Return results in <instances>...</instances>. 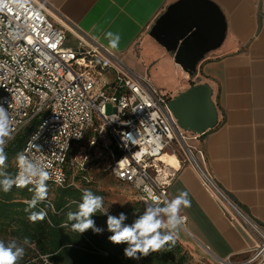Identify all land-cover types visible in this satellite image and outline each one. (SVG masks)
I'll return each mask as SVG.
<instances>
[{
  "label": "built area",
  "instance_id": "1",
  "mask_svg": "<svg viewBox=\"0 0 264 264\" xmlns=\"http://www.w3.org/2000/svg\"><path fill=\"white\" fill-rule=\"evenodd\" d=\"M66 28L38 0H0V106L11 114L15 138L28 130L20 153L44 162L50 174L46 184L81 190L77 177L88 169L91 151L101 147L107 154V173L129 186L144 205L157 196L164 206L169 186L159 181V161L168 150L178 155V144L183 148L180 163L195 171L250 240L245 261L219 264H264V228L209 176L201 152L189 145L200 137L178 129L167 107L169 94L72 29L76 48L67 47ZM108 105L111 115L105 112ZM17 171L15 160L14 176ZM180 227L185 229L186 220Z\"/></svg>",
  "mask_w": 264,
  "mask_h": 264
},
{
  "label": "crops",
  "instance_id": "2",
  "mask_svg": "<svg viewBox=\"0 0 264 264\" xmlns=\"http://www.w3.org/2000/svg\"><path fill=\"white\" fill-rule=\"evenodd\" d=\"M38 1L56 24L67 26L72 40L69 29L108 50L119 65L158 90L176 97L191 85L211 88L218 125L189 143L201 152L200 161L215 184L264 228V0H211L225 15L227 34L220 48L199 63L194 81L149 37L155 21L179 0ZM108 31L121 36L117 49L109 47ZM139 68L148 74L153 68L155 83ZM180 158L168 150L159 161L168 200L187 191L191 201L180 213L186 217L180 244L193 257L205 256L206 264L245 261L250 240Z\"/></svg>",
  "mask_w": 264,
  "mask_h": 264
},
{
  "label": "trees",
  "instance_id": "3",
  "mask_svg": "<svg viewBox=\"0 0 264 264\" xmlns=\"http://www.w3.org/2000/svg\"><path fill=\"white\" fill-rule=\"evenodd\" d=\"M27 134L26 129L6 146V171L13 176L14 163ZM85 189H89L88 185L83 190L70 185L56 187L52 199L47 196L45 200L31 205L29 202L33 198V191L13 187L5 193L0 188V239L6 243L17 239L25 248V255L18 264H189V255L176 240L146 257L126 258L124 249L127 244L110 242L108 237L113 233L107 229V217L100 213L91 218L96 227L103 229L102 233H94L91 229L82 234L73 231L71 224L74 221L67 220V213L78 210ZM91 191L99 195L94 190ZM145 206L142 202L132 203L121 208L115 216L124 212V223L130 225L143 214ZM62 224H67L68 227H61ZM24 237L29 238L28 245H23Z\"/></svg>",
  "mask_w": 264,
  "mask_h": 264
},
{
  "label": "clouds",
  "instance_id": "4",
  "mask_svg": "<svg viewBox=\"0 0 264 264\" xmlns=\"http://www.w3.org/2000/svg\"><path fill=\"white\" fill-rule=\"evenodd\" d=\"M108 45L112 49H117L121 41L118 33L108 31L105 33ZM79 137V136H78ZM15 139L13 119L8 110L0 106V188L7 193L15 186L25 188L29 185L34 187L29 189L34 192L33 198L29 202L35 205L47 197V184L49 172L43 161L29 158L23 153H18L17 173L10 174L7 169L8 155L6 146ZM147 191V189H145ZM187 191H180L171 200H164V206L160 205V198L152 197V203L146 204L143 214L132 224H125L126 214L120 212L118 216L109 214L103 207L104 198L94 194L91 190L83 191L78 210L67 213V220L74 221L71 229L79 234L91 229L94 233H102L103 229L96 227L95 221L91 218L96 213L107 216V229L113 233L108 237L113 244H127L124 255L130 259H140L151 253L161 251L169 242H175L176 230L185 222L186 217L182 216V208L191 206ZM61 227H68L62 224ZM28 237L23 238V245H28ZM139 254V255H137ZM25 255V248L18 243L17 239H12L7 243L0 239V264H18V261Z\"/></svg>",
  "mask_w": 264,
  "mask_h": 264
},
{
  "label": "water",
  "instance_id": "5",
  "mask_svg": "<svg viewBox=\"0 0 264 264\" xmlns=\"http://www.w3.org/2000/svg\"><path fill=\"white\" fill-rule=\"evenodd\" d=\"M227 34L221 8L211 0H179L155 21L149 37L161 46L190 79L205 56L220 48ZM183 132L204 136L218 125V111L207 84L191 85L168 102Z\"/></svg>",
  "mask_w": 264,
  "mask_h": 264
},
{
  "label": "rangeland",
  "instance_id": "6",
  "mask_svg": "<svg viewBox=\"0 0 264 264\" xmlns=\"http://www.w3.org/2000/svg\"><path fill=\"white\" fill-rule=\"evenodd\" d=\"M66 46L69 48H76V42L70 36H67ZM139 74H146L150 81L155 83L156 73L152 70L148 74V71H142L138 69ZM112 73L109 74V77H112ZM162 81H165L166 78L160 76ZM165 78V79H164ZM194 81V77L191 78ZM168 80V79H167ZM166 80V81H167ZM169 96L172 98L175 97L174 93H169ZM106 115L112 114V107L110 105L106 106L105 109ZM192 147V144L189 143ZM111 150L114 151V145H111ZM182 149L178 144H175V150L180 156L183 155ZM82 182H86L83 184ZM76 185L83 190L85 185H88L90 190H94L100 196L104 198L103 207L105 210H108L109 214L116 215L117 212L124 207L130 206L132 203L141 202L139 196L127 185L118 183L109 173H107V154L106 151L101 149V147H96L91 151V160L88 163V169L86 172H81L79 174V179L76 180ZM56 187L47 185V196L49 199L53 198L54 190ZM184 233V229L179 227L176 230L175 240L179 242L177 237ZM180 243V242H179ZM182 245V244H181ZM184 251L189 255L190 261L189 264H206L205 256L202 258H196L191 256L190 252L182 245Z\"/></svg>",
  "mask_w": 264,
  "mask_h": 264
}]
</instances>
